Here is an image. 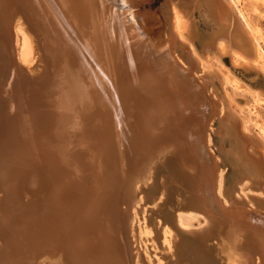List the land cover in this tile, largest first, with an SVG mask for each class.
<instances>
[{"label": "bare ground", "instance_id": "obj_1", "mask_svg": "<svg viewBox=\"0 0 264 264\" xmlns=\"http://www.w3.org/2000/svg\"><path fill=\"white\" fill-rule=\"evenodd\" d=\"M145 1L0 0V264H145L135 229L141 192L161 165L178 170L191 197L178 223H212L195 240H215L224 264H264V193L251 196L255 207L224 197V168L205 130L219 119L247 172L241 178L261 189L262 145L206 93L208 80L194 77L203 61L194 10L210 28L207 53L264 72V37L242 0H163L171 18L162 35Z\"/></svg>", "mask_w": 264, "mask_h": 264}, {"label": "rangeland", "instance_id": "obj_2", "mask_svg": "<svg viewBox=\"0 0 264 264\" xmlns=\"http://www.w3.org/2000/svg\"><path fill=\"white\" fill-rule=\"evenodd\" d=\"M162 2L163 0H146L144 3V5H146L145 7L150 6L152 10H155V14L160 18L161 23L163 22L162 27L160 26L161 29L159 28L161 30V32L159 31L161 35L164 33V31H162L165 25L164 23L166 21L168 22V20H170L171 18L170 13H169L170 11L162 12V10L159 9L161 7ZM241 5H243L246 8V11L250 14V18L252 22L255 24V26H257L260 29V32L262 33L264 37V2L259 0V1L254 2V5H252L249 2V0H242ZM185 8H187V6H183L181 11L183 10L182 13L188 16V14L186 13L188 9H185ZM192 20H193L192 27L194 30L193 31L194 37L192 38L193 39L192 42L194 44V48L196 49L197 54L201 57V59H203V61L199 63L198 67L194 70L195 72L193 71L194 76L196 75L197 77L199 76L204 77L208 80V83L206 85L207 86L206 93L208 94L210 93V95H212V98L214 99L219 98L225 104V107L227 108L229 113L231 112L230 114H232L233 116L235 115V117H237V119L242 124V126L245 124L244 126L246 128V132L250 135H254L261 142V145H262L261 152L263 151L262 153L264 154V132H263L264 131V103H263V100H264V72H262L263 70L261 68V65L259 64L257 65V67L253 68L252 66L251 67L246 66V64L242 62L241 59H238L239 60L238 61L237 59L233 58L231 54L229 55L228 53L227 54H220V53L213 54L212 52H210V50L207 53L204 50V43L206 42V39L210 32V28L206 24V22L203 20L200 14V11H198L197 9L194 10V15H193ZM178 51L181 52V49L178 48ZM198 79L200 80L201 78H198ZM212 122L213 123L211 126V130L212 128L213 130H215L214 128H216V131L212 130L213 131L212 132L210 130L211 135H210V145L209 146L211 149L210 151L215 152V155L217 157L216 159L218 161L220 160L219 162L222 164L221 166L224 168V174H223L224 175L223 176L224 177L223 179L224 180L223 181L224 197L226 196L225 198L228 200L233 198V196L235 199L237 197V200L239 198L240 199L242 198L241 200L246 201L248 205L250 204L251 205V206L249 205L250 207H255L254 204L256 202L254 203V201L251 199V196L256 195V193H254L256 190L254 186L252 185L253 183H252L251 178H249L251 180L250 182L248 178H245L246 180L244 178H241L242 176H244L242 175L243 171L246 172V170H244L242 164L240 165V162L238 161V159H236V156L234 153L237 151L236 149H234V146L231 147L233 142H231L227 129L225 128L224 125L223 126L221 125L217 117H215L214 121ZM218 127L224 128V129L223 128L220 129L221 130L220 132L222 133L218 132L219 130ZM85 143L89 144L90 141L89 142L85 141ZM162 167L163 165L159 166V168L156 170L157 173L154 172L153 177L149 179L148 183L152 182V184H149L147 187L145 186L146 188H144V191L141 192V194L145 196L144 200H146V202L142 204V206L144 205L143 206L144 208L142 207L139 209V219H140L139 223L142 224L143 226L141 225V226L136 227V229L141 227L140 229L142 231L139 229L138 230L135 229L136 231L135 243L138 242L137 243L138 245L136 244L138 246L137 248H139L140 246V250H141V251L139 250L140 257H142V260L144 261L145 264H148V262L150 264H192L191 263L192 261L193 263L198 262L199 264L200 263L207 264L209 261H212V260H213V263L215 264H222L224 261L222 258H224L225 255L222 254L221 251H218V248L215 245V240L213 241V239H210V240L207 239L208 242H205L206 245L203 246V244L201 245L198 240L194 239L196 236L193 231L200 228V226L202 225L200 224V223H203L202 217H198V218L190 217L189 219L185 218L183 221V223L185 224H182V225L179 224L178 221L176 220L177 215L175 212H177L178 210H192L190 208L183 207V205L186 203L185 197L187 196V188L183 186L182 180L179 177L177 169L173 167L171 168L168 165L166 166L164 165V168ZM163 173L166 174V177ZM246 173H243V174L246 175ZM160 175L162 176V179L165 177L168 179V181L169 180L170 181L169 182L167 181V184H168L167 189H166L167 191L165 190L166 195L164 193L166 198L161 197V200L159 201L160 195L163 194V193L160 194V192H162L161 190L162 188L160 187L162 179ZM156 176L158 177L155 178ZM22 178L23 180L26 181L27 186H28L30 184L29 182H31V181L28 182V180H30V176L24 174ZM159 178L161 179L160 183H159V180H160ZM242 181H244V183ZM155 201L156 202L158 201L157 205ZM162 202L163 203L165 202V203L163 204ZM179 203H181L182 205ZM146 206L148 208H146ZM149 206H153V207H149ZM157 206H159L158 207L159 210L162 207L163 208L160 211L157 208V210L155 209V211L152 212L154 208H156ZM150 208H151V211H150ZM141 214L143 216H141ZM165 226H168L169 229L171 230L170 231L171 233L169 232V234L175 235L176 233L175 236L173 235L174 237L168 234L171 237V239L173 237V239L169 241L170 244H168L169 242L167 243L163 242V228ZM183 227H186V228H183ZM137 232L139 235H137ZM185 235H186V238H185ZM138 237L141 239V241H139L140 239ZM170 237L168 239H170ZM171 243H175V244H172L173 248L169 246L171 245ZM183 243H184V246L182 245ZM197 243H198V246H197ZM190 244H193L194 247L193 245L191 246ZM211 245L213 247L215 246L216 248H213ZM180 246H183L182 249H179ZM188 246H191V247H188ZM169 247L170 249H168ZM201 247H203V249ZM211 247L213 249H216L217 251L212 250ZM204 248H206V250ZM171 249L173 250V252L171 251ZM187 253L190 256H187L186 255ZM173 255L175 257H173ZM214 255L215 256L218 255L217 256L218 258L215 257ZM179 258L181 259L179 260ZM194 259L198 261L196 262ZM200 259L201 261H199ZM217 259H220L221 262L220 260L216 262Z\"/></svg>", "mask_w": 264, "mask_h": 264}, {"label": "water", "instance_id": "obj_3", "mask_svg": "<svg viewBox=\"0 0 264 264\" xmlns=\"http://www.w3.org/2000/svg\"><path fill=\"white\" fill-rule=\"evenodd\" d=\"M142 38H149L148 36H143ZM194 75V74H193ZM195 77V76H194ZM196 78V77H195ZM196 80L198 81V79L196 78ZM205 107V105L204 104H202V108H204ZM227 111V113L228 114H230L229 113V111L228 110H226ZM230 116L233 118V119H235V120H237V122L240 124V122H239V120L237 119V117H235V116H233V115H231L230 114ZM211 126H212V122H211ZM211 126H207V128H206V130L205 131H207V129H209ZM209 131V130H208ZM252 136V138H255V139H257L254 135H251ZM256 144V143H255ZM209 149H210V147H209ZM213 152V151H212ZM214 154H215V152H213ZM215 158H216V155H215ZM255 188V187H254ZM258 189H260L263 193H264V187L261 189L259 186L258 187H256L255 188V190H258ZM191 198V197H190ZM190 198L188 199V195L185 197V201L187 202V199L188 200H190ZM253 198H258V197H253ZM251 211L253 212V213H255L254 212V209H251ZM261 216H262V214H261ZM211 222L209 221V222H207L206 224H204L202 227H200V228H198V229H196V230H194L193 232L195 233V235H197V234H208L209 232H211V230H212V228H211Z\"/></svg>", "mask_w": 264, "mask_h": 264}]
</instances>
